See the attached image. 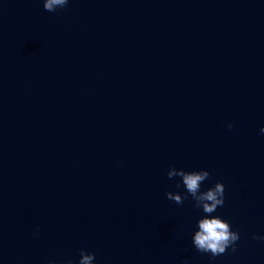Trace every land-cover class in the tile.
<instances>
[{"label":"water","instance_id":"95a60500","mask_svg":"<svg viewBox=\"0 0 264 264\" xmlns=\"http://www.w3.org/2000/svg\"><path fill=\"white\" fill-rule=\"evenodd\" d=\"M43 2L0 0V264H264V0ZM172 167L223 183L235 252Z\"/></svg>","mask_w":264,"mask_h":264},{"label":"clouds","instance_id":"9594fccd","mask_svg":"<svg viewBox=\"0 0 264 264\" xmlns=\"http://www.w3.org/2000/svg\"><path fill=\"white\" fill-rule=\"evenodd\" d=\"M69 0H44L43 7L45 11L55 12L57 9L65 8ZM228 129H232V124H228ZM264 133V128L260 129ZM210 172L207 170H195L186 172L182 169L172 167L167 172V177L172 179L180 177L181 180L176 184L177 188L183 185L186 194L167 192V199L174 201L178 205H182L190 196L195 202V207L202 209L205 214L197 221L198 230L194 232L192 244L200 253H210L211 256L217 257L231 248L236 251V242L240 239L238 231H233L231 225L212 213L216 212L218 207H223L225 203V187L223 183L216 182L212 187L205 191H201V184L210 178ZM253 239H264V237H253ZM80 259L78 264H94L95 254L85 252L81 249L79 252ZM49 264H53L49 261ZM60 264H72V261L60 262ZM184 264H188L185 260Z\"/></svg>","mask_w":264,"mask_h":264}]
</instances>
